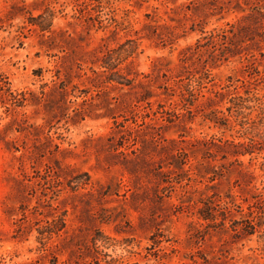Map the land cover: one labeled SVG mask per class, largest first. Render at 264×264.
<instances>
[{
  "label": "rangeland",
  "instance_id": "obj_1",
  "mask_svg": "<svg viewBox=\"0 0 264 264\" xmlns=\"http://www.w3.org/2000/svg\"><path fill=\"white\" fill-rule=\"evenodd\" d=\"M0 264H264V0H0Z\"/></svg>",
  "mask_w": 264,
  "mask_h": 264
},
{
  "label": "trees",
  "instance_id": "obj_2",
  "mask_svg": "<svg viewBox=\"0 0 264 264\" xmlns=\"http://www.w3.org/2000/svg\"><path fill=\"white\" fill-rule=\"evenodd\" d=\"M119 71H120V70H118V71H115V72H116V74H117V73H120ZM119 76L121 77V79H124V78H126V77H124L122 74H120ZM113 80H114V79H113ZM126 80H127V81H129V79H126ZM118 82H119V83H124V82H122V81H119V80H118Z\"/></svg>",
  "mask_w": 264,
  "mask_h": 264
}]
</instances>
